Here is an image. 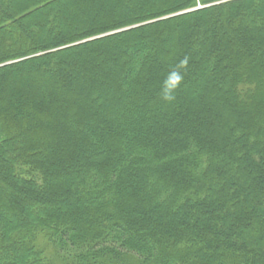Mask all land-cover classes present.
<instances>
[{
  "label": "trees",
  "instance_id": "1",
  "mask_svg": "<svg viewBox=\"0 0 264 264\" xmlns=\"http://www.w3.org/2000/svg\"><path fill=\"white\" fill-rule=\"evenodd\" d=\"M0 264H264V0H0Z\"/></svg>",
  "mask_w": 264,
  "mask_h": 264
},
{
  "label": "clouds",
  "instance_id": "2",
  "mask_svg": "<svg viewBox=\"0 0 264 264\" xmlns=\"http://www.w3.org/2000/svg\"><path fill=\"white\" fill-rule=\"evenodd\" d=\"M190 59V56L184 55L164 76L158 93L164 103L171 104L176 100V94L185 81Z\"/></svg>",
  "mask_w": 264,
  "mask_h": 264
},
{
  "label": "water",
  "instance_id": "3",
  "mask_svg": "<svg viewBox=\"0 0 264 264\" xmlns=\"http://www.w3.org/2000/svg\"><path fill=\"white\" fill-rule=\"evenodd\" d=\"M198 8H200V7H198Z\"/></svg>",
  "mask_w": 264,
  "mask_h": 264
}]
</instances>
